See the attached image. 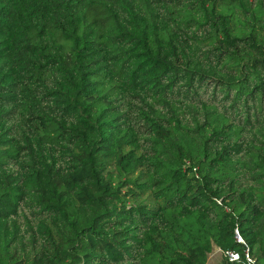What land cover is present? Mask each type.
Wrapping results in <instances>:
<instances>
[{"label":"trees","instance_id":"1","mask_svg":"<svg viewBox=\"0 0 264 264\" xmlns=\"http://www.w3.org/2000/svg\"><path fill=\"white\" fill-rule=\"evenodd\" d=\"M214 247L264 264V0H0V264Z\"/></svg>","mask_w":264,"mask_h":264},{"label":"rangeland","instance_id":"2","mask_svg":"<svg viewBox=\"0 0 264 264\" xmlns=\"http://www.w3.org/2000/svg\"><path fill=\"white\" fill-rule=\"evenodd\" d=\"M223 253L217 248L214 247L213 251L209 254L208 264H217L221 261Z\"/></svg>","mask_w":264,"mask_h":264},{"label":"built area","instance_id":"3","mask_svg":"<svg viewBox=\"0 0 264 264\" xmlns=\"http://www.w3.org/2000/svg\"><path fill=\"white\" fill-rule=\"evenodd\" d=\"M236 237L238 240H241L237 231H236ZM224 255L227 256L230 261L237 260L239 258L238 254L235 252H226V253H224Z\"/></svg>","mask_w":264,"mask_h":264}]
</instances>
